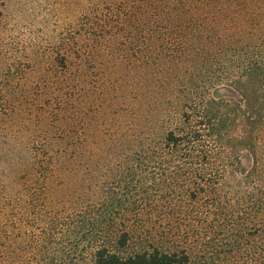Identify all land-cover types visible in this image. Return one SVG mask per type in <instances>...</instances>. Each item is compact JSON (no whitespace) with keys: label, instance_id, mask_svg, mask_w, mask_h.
<instances>
[{"label":"trees","instance_id":"1","mask_svg":"<svg viewBox=\"0 0 264 264\" xmlns=\"http://www.w3.org/2000/svg\"><path fill=\"white\" fill-rule=\"evenodd\" d=\"M133 1L138 14L130 12L123 42L141 47L82 51L77 62L64 60L69 119L41 150L31 185L1 195L0 264H188L185 249H164L129 222L164 215L171 200L160 209L156 203L167 199L169 188L173 206V200L194 205L210 195L216 207L234 181L231 189H250V211L261 214L264 0H215L209 11L205 0ZM123 69L142 89L141 120L129 108L128 130H116L96 158L109 162L101 171L105 178L109 171L120 176L84 196L81 158L88 162L94 155L76 144L78 100L85 101L81 110L92 112L95 101L106 102L101 96L111 92L108 108L127 110L123 86L101 85ZM118 97L124 101L114 103Z\"/></svg>","mask_w":264,"mask_h":264},{"label":"rangeland","instance_id":"2","mask_svg":"<svg viewBox=\"0 0 264 264\" xmlns=\"http://www.w3.org/2000/svg\"><path fill=\"white\" fill-rule=\"evenodd\" d=\"M206 2H210L204 6L207 11L213 8L211 3L218 4L215 0ZM133 3V0H0V198L31 185L35 169L42 161L41 150L51 142V137L59 138L57 135L69 119L64 105L68 92L64 60L77 62V54L82 51L141 47L136 41L133 45L123 42L130 12L138 14L137 2ZM134 32L138 35L139 30ZM115 35L119 37L113 42ZM206 64L209 66V61ZM119 73L116 79L110 78L101 85L107 86L105 89L114 88L115 83L117 87L123 86V91L128 92L127 110L108 108L111 100L106 96L111 92L101 96L107 98L106 102L95 101L96 112L81 110L85 101L82 97L78 100L74 135L80 140L76 144L86 154L94 155L88 162L85 155L81 158L80 174L87 184L84 188H88L83 190L84 196L99 193L105 185L108 174L105 178L101 171L108 169L109 162H97L96 158L102 156V146L107 148L114 142L116 130L121 133L128 130L127 120L132 118L129 108L134 110L137 121L141 120L142 89L128 70ZM120 100L124 101L118 97L113 102ZM102 105L105 109L101 113ZM118 176L109 171V182ZM235 183L232 181L229 188L225 187L223 200L216 207L211 205L214 202L210 195L193 201L194 205L173 200L176 203L173 206L171 202L176 195L169 188L164 192L167 199L156 203L160 209L171 200L164 215L143 214L129 222L144 227L143 236L164 249H185L188 264H264V208L259 215L250 211V189H231ZM124 217L120 220L127 222Z\"/></svg>","mask_w":264,"mask_h":264}]
</instances>
